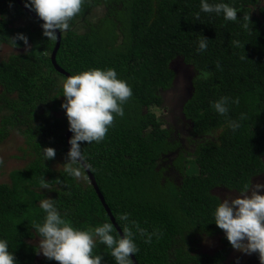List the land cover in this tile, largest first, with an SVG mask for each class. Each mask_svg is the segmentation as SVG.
Segmentation results:
<instances>
[{
  "label": "trees",
  "instance_id": "1",
  "mask_svg": "<svg viewBox=\"0 0 264 264\" xmlns=\"http://www.w3.org/2000/svg\"><path fill=\"white\" fill-rule=\"evenodd\" d=\"M225 2L238 9L237 21L204 12L197 19L200 0H85L81 13L69 22L70 30L60 32L55 60L61 68L73 74L88 67H112L132 88L125 115L114 118L104 140L79 143L120 229L118 215L123 211L141 228L159 229L151 243L135 237L138 264H223L222 250L200 253L194 245L201 232L223 231L214 222L218 196L212 189L238 190L248 177L251 181L264 170V0ZM96 9L102 13L93 18ZM22 13L16 0H0V45L13 46L10 38L18 32L31 43L26 51L0 59V112H7L0 114V141L14 128L34 156L9 171V182L0 183V238L8 241L16 264H59L37 255L29 241L39 238L31 226L43 217L38 200L55 199L76 227L112 222L85 171L81 181L51 166L56 156L67 152L66 116L64 110L55 114L64 100L60 79L67 76L54 68L50 53L55 40H48L41 27L12 25V18ZM201 35L209 40L206 50L198 52ZM24 44L17 39L14 47ZM175 58L194 72L183 112L193 132L211 134L195 152L199 173H183L179 184L160 180L156 159L168 147V130L148 110L160 104L158 90L171 86L174 72L169 63ZM199 69L208 70L210 77L197 78ZM221 95L239 98L238 104L229 103L227 116L210 107ZM241 113L246 118L238 128L225 126L226 119H239ZM45 146L53 147L56 155L42 161ZM41 177L49 188L40 187ZM93 253L103 255L102 264H115L105 245L98 244Z\"/></svg>",
  "mask_w": 264,
  "mask_h": 264
},
{
  "label": "clouds",
  "instance_id": "2",
  "mask_svg": "<svg viewBox=\"0 0 264 264\" xmlns=\"http://www.w3.org/2000/svg\"><path fill=\"white\" fill-rule=\"evenodd\" d=\"M24 6L33 10L41 19L42 34L48 40L57 39V31L70 30V21L82 11L85 0H23ZM200 12L222 15L225 21H237L238 9L225 0H200L199 11L195 13L199 19ZM248 19V17H247ZM247 29L249 25L243 24ZM13 46L16 40L27 44V36L16 33L10 38ZM208 38L200 36L197 51L207 48ZM241 46L239 41H233ZM220 67L219 63L216 65ZM197 78L207 80L211 73L206 69L196 72ZM64 100L60 107L64 110L68 130L72 135L68 138L69 148L66 160L62 165L63 172L69 177L79 180L90 165L82 152L79 142L100 143L113 126L115 117L125 115L124 105L132 96V88L127 80L118 76L112 67H88L75 72L60 81ZM229 103L238 104V97L221 95L210 102V107L221 115L227 116ZM241 113L239 119H226L225 126L235 130L240 120L245 119ZM42 161L52 159L56 151L51 146L42 150ZM42 188H49L43 177L39 179ZM57 183L60 180L57 179ZM239 194L225 198L217 197L218 202L213 209L214 222L223 230L225 238L235 250L246 254L257 253L261 264H264V181L246 183L238 189ZM38 207L43 211L40 222H33L32 228L39 239L36 251L45 258L55 260L59 264H102L103 255L93 253L98 244L105 245L115 264H133L131 255L138 252L135 237H143L145 243H151L152 237L159 236V229L149 232L130 219V213L120 212L118 220L122 232L117 235L113 224L107 220L86 227L74 226L59 211L55 199L44 197L38 200ZM0 264H16L15 257L9 249L6 239L0 238Z\"/></svg>",
  "mask_w": 264,
  "mask_h": 264
},
{
  "label": "rangeland",
  "instance_id": "3",
  "mask_svg": "<svg viewBox=\"0 0 264 264\" xmlns=\"http://www.w3.org/2000/svg\"><path fill=\"white\" fill-rule=\"evenodd\" d=\"M10 8L13 10L14 6H10ZM101 13L102 11L100 9L94 10L92 13L93 18H97ZM12 21V25L15 26L27 24L32 28L41 27V22L37 21L31 15L26 13L16 15L12 18ZM30 45L31 43L29 41L27 42V44H24L21 47H14L10 44L3 43L0 45V59H6L12 53L24 52L28 48H30ZM62 110V108H59L55 114L60 115V112ZM148 110L153 111L156 115H158L164 111V108H160L152 104L148 107ZM3 113L7 112L1 110L0 114ZM33 152L34 150L28 147L27 143L25 142L24 136H22L16 129L8 128L6 136H4V138L0 141V183L9 182V171L15 168H21L25 166L26 163L30 160V158L34 156ZM65 160L66 154L58 155L51 161V166L55 169H63L61 164H63ZM187 172L191 174H198V167L194 163H188V169H186V174ZM83 180H85L84 176H82L81 178V181ZM256 181L264 180L258 179ZM236 195L238 194L234 193L232 196L234 197ZM222 236H225L223 231L221 233L214 234H207L205 232H201L195 237V250L197 252H203L207 254H212L215 251L222 250V255L224 257V259L222 260L223 264H261L257 253L253 252L250 254H246L242 251L235 250L231 247L230 244L225 245V241L227 239H221ZM38 239L39 238H32L29 239V241L37 245ZM37 255L41 256L42 254L38 252Z\"/></svg>",
  "mask_w": 264,
  "mask_h": 264
},
{
  "label": "flooded vegetation",
  "instance_id": "4",
  "mask_svg": "<svg viewBox=\"0 0 264 264\" xmlns=\"http://www.w3.org/2000/svg\"><path fill=\"white\" fill-rule=\"evenodd\" d=\"M158 93L161 96V102L155 106L164 108V111L158 115L153 111L151 112L156 117L161 118L163 123L160 127L168 130L167 141H169V144L156 159L155 168L160 172L161 181L172 180L179 184L186 175L188 163H193L198 145L205 138H209L211 134L193 132L192 123L183 112L186 101L184 96L167 94V89H159ZM258 179L264 180V170L253 175L251 182L254 183ZM212 191L220 199L225 198L226 194L230 196L234 193L239 194L238 190L226 186H216Z\"/></svg>",
  "mask_w": 264,
  "mask_h": 264
},
{
  "label": "water",
  "instance_id": "5",
  "mask_svg": "<svg viewBox=\"0 0 264 264\" xmlns=\"http://www.w3.org/2000/svg\"><path fill=\"white\" fill-rule=\"evenodd\" d=\"M16 2L19 4V6L29 15H31L32 17L38 19L41 21V19L36 15L35 12H33L32 10H30L29 8H26L24 6V3L21 0H16ZM57 31V39L55 40V44L52 48V51L50 53V59L51 62L54 66V68L56 70H58L61 73H64L66 76L71 75L70 73H68L67 71H65L63 68H61L55 60V54L56 51L59 47V43H60V37L61 34L59 33V30ZM169 67L173 70L174 72V76L171 82V86L167 88V94L170 95H174V96H184L185 98L190 97L191 95V90L193 89L192 87V77L194 76V72L192 71V68L188 65V64H184L182 59H178L175 58L174 60H172L169 63ZM71 132L68 130V127L66 129L65 132V137H66V145H67V149L69 148V144L67 143L68 138L70 137ZM87 173V177L89 178L90 182L92 183L103 207L106 210V213L108 214L111 222L113 223V225L115 226L118 234H120L122 232V230L120 229V227L118 226V224L115 222L114 216L112 215L108 205L106 204L104 197L102 195V193L100 192L94 176L92 175V173L90 172V170L87 168L86 171ZM130 258L132 259L133 264H138L135 256L130 254Z\"/></svg>",
  "mask_w": 264,
  "mask_h": 264
}]
</instances>
